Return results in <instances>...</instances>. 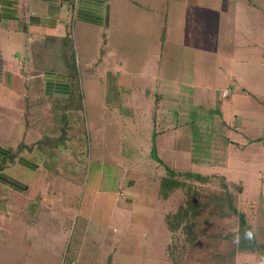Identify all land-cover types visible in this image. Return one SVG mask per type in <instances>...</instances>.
<instances>
[{"label": "rangeland", "instance_id": "1", "mask_svg": "<svg viewBox=\"0 0 264 264\" xmlns=\"http://www.w3.org/2000/svg\"><path fill=\"white\" fill-rule=\"evenodd\" d=\"M253 1L257 0H247ZM237 20L248 27L232 22L225 45L231 56L227 61L206 56L192 36L178 39L185 60L176 86L179 121L172 117L181 126L179 143L172 145L175 156L161 153L162 138L156 127L168 122L130 121L127 112L106 109L99 90L87 92L84 102L79 98L80 114L72 132H78L81 145L85 141L86 153L76 166L74 161L68 165L71 173L66 177L72 231L65 256L70 261L56 255L49 264H264L263 253L238 249L239 220L229 208L231 196L258 243L264 244V19L246 12ZM123 26L130 45L119 47L126 50L125 67L141 72L150 29L141 19L125 21ZM244 33L256 36L244 39ZM192 49L195 56L188 55ZM168 103L175 108L173 100ZM12 131L4 130L0 140L14 148ZM154 145L162 162L153 156ZM15 172L12 169L9 175L15 177ZM189 173L205 179L190 178ZM165 179L182 184L166 198L160 194ZM190 205L196 207L187 220L170 231L169 217ZM3 212L0 219L7 215Z\"/></svg>", "mask_w": 264, "mask_h": 264}, {"label": "crops", "instance_id": "2", "mask_svg": "<svg viewBox=\"0 0 264 264\" xmlns=\"http://www.w3.org/2000/svg\"><path fill=\"white\" fill-rule=\"evenodd\" d=\"M246 12L264 19V0H0V134L13 128L17 141L13 148L0 140V211L7 213L0 219V264H49L56 255L59 260L69 255L72 215L65 202L70 192L66 177L68 165L74 161L76 166L86 153L85 141L81 145L78 132H72L79 98L84 102L87 92L99 90L106 109L125 111L130 121L168 122L156 127L161 153L175 156L172 145L181 136L176 86L185 60L178 39L192 36L206 56L227 61L229 29L234 22L246 30L248 23L237 20ZM140 19L150 36L146 62L134 72L125 67L126 50L119 47L130 46L125 21ZM249 35L243 38L256 36ZM192 50L188 55H196ZM91 78L98 81H85ZM6 161L10 165L4 166ZM12 169L15 177L9 175Z\"/></svg>", "mask_w": 264, "mask_h": 264}, {"label": "trees", "instance_id": "3", "mask_svg": "<svg viewBox=\"0 0 264 264\" xmlns=\"http://www.w3.org/2000/svg\"><path fill=\"white\" fill-rule=\"evenodd\" d=\"M71 59L72 60L70 61V71L73 74V72H77L76 62H75V54L73 53V51L71 53ZM14 156H15V151L12 153V155L9 157V159L14 160ZM153 156L156 160H158L159 162H162L159 159V157L157 156V151H156L155 145L153 147ZM168 170H169V173L172 177L176 176L175 171H173L171 169H168ZM187 176L190 178L196 177L199 180L205 179L204 177H202L200 175H194L193 173H189V174H187ZM181 186H182V184L179 183L175 179H165V180H163V182L161 184L160 194L166 198L169 195V193L180 188ZM196 205H190L188 208L182 207L179 209V211L175 215L170 216L168 219L170 231H172V232L176 231V229H178L180 227V225L183 224L185 222V220H187V217H189V215H190L189 214L190 210H193L196 207ZM229 208L235 215H237L238 220H239L238 249L243 250V251L256 252V253L261 252L264 254V244L258 243L256 235H255L251 225L248 223L245 213L240 212L233 205L231 196L229 199ZM193 215L195 216L196 213H193ZM171 219H173L175 223L170 224ZM186 228L188 229L189 227H186Z\"/></svg>", "mask_w": 264, "mask_h": 264}]
</instances>
